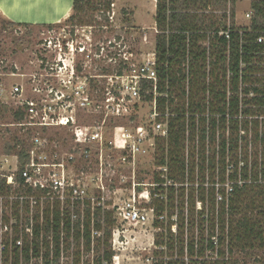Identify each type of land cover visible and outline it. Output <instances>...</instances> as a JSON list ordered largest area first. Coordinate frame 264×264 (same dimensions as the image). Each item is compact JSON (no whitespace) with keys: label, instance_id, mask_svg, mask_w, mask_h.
I'll use <instances>...</instances> for the list:
<instances>
[{"label":"trees","instance_id":"trees-1","mask_svg":"<svg viewBox=\"0 0 264 264\" xmlns=\"http://www.w3.org/2000/svg\"><path fill=\"white\" fill-rule=\"evenodd\" d=\"M156 1L158 90L167 95L158 99V103L161 110L169 107L176 114L170 119L169 138L158 142L157 166L168 167V179L174 184H185L187 169L190 181L194 182L198 150L201 180L205 181L207 170L213 172V178L219 170L224 183L226 170L231 166L229 179L235 183L229 202L222 201L218 210L214 189L207 194L205 188L198 191L192 188L188 194L187 239L186 189L169 186L167 202H158L156 207L155 227L166 230L157 235L156 244L166 246L169 258L166 264H250L252 259L256 262V252L264 251V0L252 3L250 27L236 25V0ZM97 5L109 12L112 0H73V13L66 22L88 25L78 15H87ZM2 20L9 26L33 27ZM208 42L209 48L204 46ZM0 109V119H4L8 108L0 105ZM12 112L15 121L12 124L24 120L21 109ZM187 133L189 160L185 155ZM25 134L30 141L33 133ZM25 134L15 135L4 149L7 155L18 156L22 165L29 148L23 139ZM56 136L51 141L67 145L66 139ZM151 176L155 183L165 182L158 173ZM6 185V180L0 178V197L5 190L9 191ZM90 208L86 209L82 231L80 222L73 226L70 211L62 213L56 207L53 212H45L42 225L40 214L31 225L30 217L25 222L21 218L23 212L30 213L28 205L26 209L17 205L11 218L2 217L0 221V264H31L34 260L39 264H60L62 235L71 237L72 232L76 233L75 240H83L90 250ZM176 208L180 218L177 236L174 224L166 227L160 221L166 212L172 218ZM103 218L108 228L104 244L107 249L97 264L111 262L113 256L109 244L110 229L115 224L113 213L96 209L97 230L103 229L99 223ZM196 218L200 219L198 226ZM31 226L32 236L26 233Z\"/></svg>","mask_w":264,"mask_h":264},{"label":"built area","instance_id":"built-area-1","mask_svg":"<svg viewBox=\"0 0 264 264\" xmlns=\"http://www.w3.org/2000/svg\"><path fill=\"white\" fill-rule=\"evenodd\" d=\"M111 13V11L107 12L109 14L107 20L113 23L114 15ZM228 15H230V12H228ZM102 28L107 29L108 26ZM156 30L159 34L157 28ZM84 32H88L86 40L79 38V31H76L70 37L59 34L44 40L42 44L44 55L40 59L43 73L37 76L44 78L45 82L40 81L38 85L30 89V93L34 97L29 98L26 96L27 91L22 84H18L12 89L11 95L18 100L17 108L21 109L25 114L24 120L12 126L21 128L25 133H33L34 131H37V133L33 134L30 140L26 153L27 158L24 166L18 172V177L11 175L4 176V179L8 189L18 186L15 191H25V195L21 194L17 197L18 203L21 204V209L26 206H24V200L28 196L27 194L38 192L45 200H52L62 213L70 211L73 226L76 222H80L82 231L86 215V211H83L82 207L86 209L91 207L92 240L97 237H99V240L106 238L105 227H103V225L105 226L104 218L102 221L103 225L101 224L102 230H97L94 226L96 209H102L103 212L112 210L110 212L113 213L114 220L116 222L121 221V223L129 227L145 226L151 221L152 216L154 217L155 215L154 229L156 235L152 238L151 246L157 248L158 256H150L147 262L150 264H166L169 260L167 248L156 244L157 235L166 232L164 228L155 227L157 203L167 202V188L169 186H174L177 189L185 187L187 195L185 200L187 208L185 212L187 239L190 224L188 194L192 192V188H195L196 191L200 188H205L207 194L211 189H214L216 208L218 210L222 201L225 200L228 203L233 195L235 183L229 179L232 171L231 166H228L226 170V181L224 183L221 182L219 170H217L215 178H213V172L207 170L205 172V181H203L200 178L201 172L198 166L199 154L197 150L195 181H190L189 170L187 169L185 184L180 185L174 184L173 181L168 179L169 169L167 166H157L156 162L157 168L154 173L160 174V179L165 182L163 184H158L154 181L147 185L144 183L134 184L132 198L124 201L121 205H114L112 209L107 207L108 205L106 206V199L102 193L96 196L80 178L77 180L71 178L70 167L77 161V151L64 155L54 152V150L49 152L51 148L54 149L53 145L56 143L51 141L45 133L41 135L38 132L39 130L70 129L76 149L84 150L80 155L81 158L90 159L92 149L97 147L100 152L97 158V165L100 166L99 171L103 174V152L105 149L120 151L124 154H129L132 158L145 155L151 149L158 156V142L169 138L170 119L176 117V114L171 113L169 107H166L165 111L159 107L158 99L167 97V95L159 93L158 90L157 47L155 52L149 55V58L142 64L137 65L134 62V54L128 48L124 36L116 35L113 38H97L94 26H89L87 31ZM220 35H223V33H220ZM258 42L262 43V38ZM204 46L209 48V42L204 43ZM76 58L82 59L80 66L76 64ZM94 61L102 62L106 64V67H103L99 74L85 76L84 72L87 64ZM162 66L167 67L164 64ZM5 75L6 73H0V77ZM8 76L26 77L28 75L12 73ZM30 76H32V83H36L37 76ZM71 89L74 90L72 93L69 92ZM187 91L189 93L188 84ZM150 97H152V100H149ZM143 99L150 101L153 105L150 118L154 122L153 130L160 131L159 135H154L153 131L141 123L134 125L132 128L114 125L110 131L108 130L106 126L108 120L127 118L132 113L133 108L138 106ZM94 102L97 104L92 107ZM92 109L99 114L101 120L95 123H81L79 120L80 110L91 112ZM189 136V133H187L185 150L187 160L190 159L191 155L188 143ZM219 138L218 133L217 143H219ZM207 143H209V140H207ZM12 158L20 163L18 156H12ZM239 184L241 186L242 182H239ZM143 187L146 189L138 192ZM159 187H164V189H159ZM98 190L101 192L105 188L102 186ZM138 199L150 202L151 206L149 208L142 207ZM28 204L32 207H38L41 203L40 200H30ZM65 206L66 210L64 209L63 211L61 207ZM76 208L78 209L77 212ZM165 214L167 215L165 216ZM176 214L170 218L166 212L160 218V221H164L166 227L168 224H174L175 235L177 236L180 226L177 228V223L180 218L179 214L176 218ZM33 219H31V225L33 224ZM167 220H170L171 223L167 224ZM199 220L196 218L197 226ZM206 220L208 219L206 218ZM205 227L208 228V223ZM110 231L112 235L109 244L111 250L115 252L120 245L127 241V231H125V226H122V228L114 226ZM26 233L32 236V226L26 229ZM72 235L74 236V232H72ZM18 245H20V242ZM102 264H120V257L118 254L113 253L112 261H103Z\"/></svg>","mask_w":264,"mask_h":264},{"label":"rangeland","instance_id":"rangeland-1","mask_svg":"<svg viewBox=\"0 0 264 264\" xmlns=\"http://www.w3.org/2000/svg\"><path fill=\"white\" fill-rule=\"evenodd\" d=\"M101 1V0H100ZM156 0H112L111 14L114 15L113 23L110 20L106 21L108 18L106 8L104 6L97 5L95 9H91L87 15L85 13L78 15V19L82 21L83 17L88 25L81 24L80 22L69 23L64 22L60 25L53 27L44 26H9L3 22L0 18V73H6L5 76L0 77V105L8 108L6 113L3 115L5 118L0 119V178L4 179V176H15L18 177V172L24 166L18 163L12 158V155H7L5 152L6 142L13 140L15 135L19 137L25 134L21 128L14 127V118L12 116V109H17V98L11 95L12 89L18 85L22 84L27 93L26 96L29 98L34 97L30 93V89L38 85L40 81L45 79L41 76H37L43 73V68L41 66L40 59L43 57L44 52L42 50V44L45 39L53 35H66L70 37L74 35L76 31H79V38L86 40L88 32L87 28L89 26L95 27V32L97 38H113L116 35H122L125 37L128 44V48L134 54V62L137 65L142 64L149 55L155 52L157 47V30L155 23L156 16ZM247 6L241 4L239 6V12L244 14ZM95 10V11H94ZM104 12V13H102ZM236 12V6H235ZM252 19V15H251ZM251 19H249L251 25ZM244 16L241 18V24H244ZM78 21V20H77ZM237 23V22H236ZM239 23V25H241ZM238 25V24H237ZM108 26L107 29L102 28ZM105 29V30H104ZM74 33V34H73ZM76 64L80 66L82 64L81 58H76ZM106 67V64L102 62H90L87 64L85 69V76L99 74L101 69ZM12 73L15 74H27L26 77L20 76H8ZM30 75L37 76L36 83H32ZM74 90L71 89L69 92L72 93ZM4 103V104H2ZM97 103L94 102L92 107ZM153 109V105L150 101L143 99L138 106H135L132 113L124 119L108 120L106 126L108 130L114 125H123L132 128L134 125L141 123L144 124L148 129L153 131L154 135H159L160 131L153 130L154 122H152L150 115ZM1 110V109H0ZM2 110H5L2 108ZM1 118V116H0ZM79 120L81 123H95L101 120L99 114L91 110V112H86L80 110ZM41 135L46 134L50 139L57 137H63L66 139L67 145L64 143H56L53 145L54 149H50L49 152H58L61 155L66 153H72L77 151V161L74 165L70 167V177L73 179L80 178L82 182L90 187L92 193L99 196L100 193L105 196L106 206L112 207L114 205H121L124 201L132 198L133 186L137 183L149 184L152 183V176L154 171H156V152L154 153L151 149L145 155L137 156L132 158L129 154H124L120 151H115L113 149H105L103 152L104 156V172L100 173V166L97 165V158L100 154L99 149L94 147L91 152V158L85 159L81 158L82 152L84 150L78 148L76 149L72 141V133L68 128H59L51 130H39ZM34 131L33 134H36ZM27 138L26 134L23 139ZM28 145L30 141L27 140ZM56 154V153H54ZM88 160V161H87ZM104 186V191H99V187ZM6 188L7 185H6ZM18 186H14L9 189V191H4L3 196L0 197V221L2 217L11 218L12 214L16 211L18 203V196L21 194L25 195V191H15ZM138 192H142L146 188H140ZM151 189V188H150ZM28 195V196H27ZM26 196L24 208H27L28 202L30 200H40V206H28L30 208V213L23 212L22 217L25 222L27 217L30 219L35 218L37 215H41L40 224L42 225L44 221L45 212H53L56 204L51 200H45L40 193H28ZM42 198V200H41ZM138 202L142 207L149 208L151 203L146 202V200L138 199ZM178 202V201H177ZM64 211L65 207H61ZM76 212L78 209H75ZM83 211L86 208L82 207ZM112 211V210H110ZM178 216V209L174 211ZM167 214H165L166 216ZM83 216V215H82ZM154 217L152 216L151 221L145 226L129 227L121 223V221H115L114 226H125V231H127L128 239L124 244L120 245L117 251H113L114 254H118L120 257V264H150L147 259L152 255H157V248L151 246L152 238L155 237L156 231L154 229ZM178 219V226L180 225ZM103 220L99 221L103 225ZM167 224L171 223L167 220ZM15 220H12L11 224H14ZM77 225V222L76 224ZM170 224H168L169 226ZM114 226L112 228H114ZM106 230L107 223H105ZM82 229V228H81ZM179 229V228H178ZM105 230V231H106ZM75 235L67 237L66 234L62 238L61 251L62 255L59 260L60 264H97L99 259H103L105 254L104 251L107 249L104 245L106 238L99 240V237L92 240L91 249L88 250L84 241L78 242L75 240ZM53 249V247L51 248ZM257 256L250 261V264H264L261 263V259H264V251L258 250ZM242 257L245 255L242 254ZM260 262V263H259ZM39 261L34 260L31 264H39Z\"/></svg>","mask_w":264,"mask_h":264},{"label":"crops","instance_id":"crops-1","mask_svg":"<svg viewBox=\"0 0 264 264\" xmlns=\"http://www.w3.org/2000/svg\"><path fill=\"white\" fill-rule=\"evenodd\" d=\"M254 1L259 0H236L235 16L238 27H250L251 5ZM241 4L247 6L244 14L239 12ZM72 13L73 0H0V17L16 24L55 26L64 23ZM243 16L245 22L241 24Z\"/></svg>","mask_w":264,"mask_h":264}]
</instances>
